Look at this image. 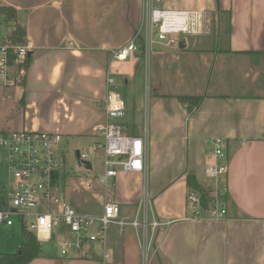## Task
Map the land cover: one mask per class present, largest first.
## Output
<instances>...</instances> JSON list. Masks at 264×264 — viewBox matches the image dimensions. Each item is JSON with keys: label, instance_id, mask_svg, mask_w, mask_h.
<instances>
[{"label": "crops", "instance_id": "1", "mask_svg": "<svg viewBox=\"0 0 264 264\" xmlns=\"http://www.w3.org/2000/svg\"><path fill=\"white\" fill-rule=\"evenodd\" d=\"M0 5L17 12L31 58L21 85L8 87L0 79V105H7L0 126L57 132L61 143L87 141L89 147L101 141L98 127L105 120L109 67L120 77L114 80L116 90L119 85L128 92L127 99L122 97L126 114L120 122L127 133L138 131L135 114L141 107L140 98H133L134 90L144 78L142 70L149 72L152 53L146 59L140 53L123 62H113L112 54L138 26L141 0H0ZM162 6L202 11L203 18L201 32L180 35L176 46L154 43L159 48L154 57L162 78L153 84L151 106L147 80L148 217L172 222L157 237L152 264H264V0H163ZM13 28L14 23H5L0 15L1 41H7ZM178 95L201 99L189 113L175 99ZM214 137L227 140L222 199L226 218L219 222L207 218V205L199 219H192L185 200L187 173L211 189L205 167ZM88 162L91 171L84 173L102 191L113 189L117 178L127 174L119 171L114 185L104 189L95 179L101 159ZM77 163L76 151L75 170ZM67 173H61L63 185ZM128 176L135 183L132 189L122 190L124 184H120L121 194L111 196L120 201L122 217L134 214L142 196L141 176ZM121 205L135 209L130 215ZM14 222L0 225V253H12L10 247L16 250L21 243ZM125 229L117 227L119 234ZM134 232L128 227V237L117 241L106 232L105 245L86 243L80 253L70 256L59 250L55 254L40 251L27 264H130L125 257L139 249Z\"/></svg>", "mask_w": 264, "mask_h": 264}, {"label": "built area", "instance_id": "2", "mask_svg": "<svg viewBox=\"0 0 264 264\" xmlns=\"http://www.w3.org/2000/svg\"><path fill=\"white\" fill-rule=\"evenodd\" d=\"M162 3L163 0H141L140 22L129 41L113 52V62H123L140 53L146 59L154 43L176 46L180 35L201 32L202 11L172 10L164 8ZM28 50L27 43L15 45L0 41V79L5 86L22 84ZM105 85V120L98 127L102 140L77 151L76 171L90 172L85 162L100 158L101 169L95 179L104 189L114 185L119 171L140 175L142 196L134 214L120 216L119 205L111 201L102 205L100 214L78 211L55 186L59 174L65 170L60 154L61 134L25 128L0 132V157L7 169L0 225H11L14 218H18L39 243L54 239L63 256L80 253L86 243L105 245L109 224L116 225L119 231L131 227L136 233L142 264H150L152 257L157 255L158 235L172 221L153 215L148 217L151 201L146 196L147 125L138 135L127 133L120 122L126 114V103L116 90L109 67ZM209 144L205 176L211 181V189L206 211L209 220L219 222L226 218L222 195L227 172V140L214 137ZM185 200L191 212L189 217L199 219L202 210L199 193L188 191Z\"/></svg>", "mask_w": 264, "mask_h": 264}, {"label": "rangeland", "instance_id": "3", "mask_svg": "<svg viewBox=\"0 0 264 264\" xmlns=\"http://www.w3.org/2000/svg\"><path fill=\"white\" fill-rule=\"evenodd\" d=\"M18 19V18H17ZM1 41V40H0ZM3 42V40L1 41ZM153 49V51H152ZM159 48L158 46H156L155 44H153L151 46V50L150 52L152 53L149 59V72L147 74V71L145 73V70H142V74L144 75V78L141 81V85L139 84L138 86H136V90H134V96L133 98L136 100L138 97L140 98L138 101V104L141 107V111L140 112H136L135 116L137 118V121L139 123V129L138 131L135 130V132L137 134H139L141 132V128H144V126H148L149 129V133H150V128H151V119H150V111L148 113V117L146 118V103H147V96H149V87H147V80L150 83V96L148 98V104L151 106L152 100H153V96L151 95L152 93V88H153V84L157 82V79L162 78V75L160 73V71H158L157 69V62H156V57H154V52L158 51ZM129 58L125 61H128ZM111 76L113 77V79L115 80L116 78V82L119 81L120 77H115L114 76V71H111ZM117 90L119 91V93L121 94V96L124 99L128 98V92L126 87L124 86H119L117 87ZM130 98V96H129ZM5 111H7V105H0V118L3 117V114L5 113ZM138 126V125H137ZM134 128V126H133ZM136 129V128H134ZM6 131H11V130H15L12 129L11 126L9 124L0 126V132ZM134 130H132L133 132ZM131 132V131H129ZM69 143H67L65 140L62 141L61 145H60V154L64 156V158H66L65 161V171H68V173L65 176V180H64V185L61 179V174H59L58 179L55 182V186H56V190L63 194L65 196V198L78 210V211H82L85 213H99V211L101 210L102 205L105 202H116L117 204H121L120 201H117V199H115L118 193H120V191H122L123 189H126V191H129V189L134 186V181L132 180L133 178L128 176L127 174L121 175V180L120 177L117 178V185L115 187H113V189H108L106 190H101L99 188L96 187V183L95 180L92 179L90 177V175H87L86 173H84L83 171H76L75 170V165H76V151L78 150H82L84 148L88 147V142L86 141L84 142H72V141H68ZM68 146V154L67 151L65 149V147ZM0 154H1V150H0ZM93 162H95L94 160H92ZM152 178V177H151ZM149 178V189L152 191V186H153V182L152 179ZM7 181V169H6V165L5 163L2 161H0V188L4 185V183ZM119 183V184H118ZM120 184H124L122 187V190L120 188V186L118 187V185ZM118 191V193H117ZM121 194V193H120ZM114 195L115 198H111V196ZM121 196V195H119ZM123 197V196H121ZM121 208H125L126 213L128 212L130 215L132 214V212L135 209V206H123L121 205ZM132 216V215H131ZM14 230L15 232L18 233V235H20V224L21 221L18 218H14ZM128 232V227H126L125 231L123 234H119L117 231V227L114 224H109L107 227V234L109 235V237L115 241L119 240V239H124V237H128L127 235ZM3 233V232H0ZM135 233V232H134ZM136 237V234H134ZM20 237V236H19ZM17 240V239H16ZM16 242H19V238L18 241H13V243L15 244ZM12 252L15 251V247L11 246L10 247ZM14 250V251H13ZM57 250H59V247L55 245V241L52 240L51 242H44L41 243L40 245V251H42V253H51V254H55L57 252ZM132 254V255H131ZM130 255V257H129ZM127 255V257H125V263L128 262L130 264H142V260H141V252L138 249L137 252L132 251L130 252V254ZM153 260H155V256L152 257V261L150 264H152Z\"/></svg>", "mask_w": 264, "mask_h": 264}, {"label": "trees", "instance_id": "4", "mask_svg": "<svg viewBox=\"0 0 264 264\" xmlns=\"http://www.w3.org/2000/svg\"><path fill=\"white\" fill-rule=\"evenodd\" d=\"M0 15L3 16L4 22L14 23V28L7 37V41L10 44L23 45L26 43V31L25 27L17 22V12L14 8L0 5ZM31 61L30 56H26L25 68L28 67ZM175 99L186 105L188 112L190 113L198 105L201 97L189 96V95H178ZM127 132V131H126ZM132 135H136L135 131H131ZM57 176V174H56ZM65 176V174L63 175ZM55 177V176H54ZM186 186L188 191H196L200 195L201 205L205 207L208 202V197L210 193V188L201 185L196 177L187 173L185 177ZM226 194V193H225ZM222 195V199L225 197ZM2 204V197L0 195V205ZM21 243L18 248L12 253H0V264H27L34 258L40 255V244L35 238V235L31 233L25 225L21 226Z\"/></svg>", "mask_w": 264, "mask_h": 264}, {"label": "water", "instance_id": "5", "mask_svg": "<svg viewBox=\"0 0 264 264\" xmlns=\"http://www.w3.org/2000/svg\"><path fill=\"white\" fill-rule=\"evenodd\" d=\"M27 55H29V53H28ZM85 165H86V167H87L88 169H89L90 166H91L90 163H89L88 161L85 162Z\"/></svg>", "mask_w": 264, "mask_h": 264}]
</instances>
